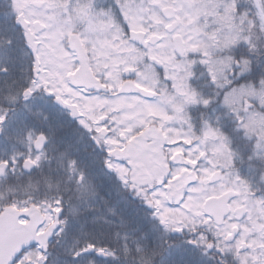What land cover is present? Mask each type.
I'll return each instance as SVG.
<instances>
[{"label": "snow or ice", "instance_id": "obj_1", "mask_svg": "<svg viewBox=\"0 0 264 264\" xmlns=\"http://www.w3.org/2000/svg\"><path fill=\"white\" fill-rule=\"evenodd\" d=\"M0 264H264V0H0Z\"/></svg>", "mask_w": 264, "mask_h": 264}]
</instances>
